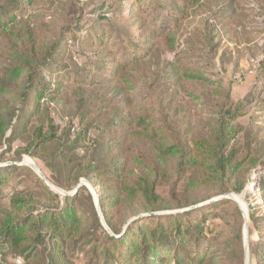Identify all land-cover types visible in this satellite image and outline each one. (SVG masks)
<instances>
[{
    "label": "trees",
    "instance_id": "1",
    "mask_svg": "<svg viewBox=\"0 0 264 264\" xmlns=\"http://www.w3.org/2000/svg\"><path fill=\"white\" fill-rule=\"evenodd\" d=\"M23 1L0 0V32L24 20ZM140 1L143 3L136 14L139 18L143 17L144 24L155 29L157 22L164 19L159 33L147 28L140 34L142 40L151 42L157 37L166 43L168 50L174 51L189 10L201 8L208 0H181L180 11L160 1ZM108 14L112 13L109 11ZM108 14L103 16L112 21ZM110 28L109 34L101 31V27L97 28L94 35L81 38L82 42L66 35L50 47L38 42L31 49L16 50L13 64L9 67L10 82L8 79L0 80V146H8L11 150L13 142L27 134L32 120L46 111L51 119V130L46 133L42 128L35 130L31 145L25 150L42 161L41 150L52 148L58 139L57 132L61 130L52 118V105L58 101V96L65 94L69 84L95 87L97 80L106 76L123 80L148 64L145 59L152 55L154 44L142 51L138 44L133 43L134 37L126 43L112 24ZM150 31L153 33L147 37ZM85 33L89 34L87 27ZM80 48L101 51L95 52L96 57H91L81 52ZM67 62L75 67L60 65ZM204 70L199 66L184 70L186 79L210 88L213 97L222 106L223 114L204 133L192 128L190 120L184 131L175 132L172 128L154 126V122L147 123V115L136 125L124 115L119 121L117 115L100 129L97 138L103 142L96 149L97 153L84 163L74 164L73 160H67L65 150H53L54 154L63 158L60 168L65 173L63 182L66 185L56 184L45 175L47 181L67 190L75 186L74 191L82 179L92 183L94 178L97 181L92 183L94 187H101L104 193L109 192L104 197L99 196V203L112 234L104 232L103 239L93 246V252L101 257L103 264H167L169 261L173 264H233L234 259L227 250L220 254L223 248L216 242L217 239L210 241L209 235L214 231L207 223L210 214L218 208L233 207L237 217L242 219L244 216L239 204L233 199H222L207 204L202 201L200 206L201 201L184 202L178 196L186 198L206 188L213 189L216 194L240 193L241 187H227V184L247 167L251 168L247 173L251 177V173L264 166V155L255 149L256 137L250 139L247 135L241 142L242 129L234 122L243 117L244 112L233 103L222 81L206 77ZM13 84H16L15 87L21 85L16 87L19 92L17 105L2 100L3 94H12L10 89ZM79 90L86 89L81 87ZM104 102L81 109V123L93 116L95 120L106 116L109 105ZM70 123L71 126L65 130L68 135L74 128L73 121ZM98 155L103 160H98ZM104 160L106 165L102 163ZM28 171L30 169L21 163L0 165V203L10 200V208L0 217V264H9L4 257L6 252H11L15 259H29L48 243L52 244L48 252L50 264H55V258L60 260L57 264H71L66 262L61 245L62 242L72 241L76 247L89 237L78 200L82 193L88 194V189L82 186L74 197L61 198L37 174L40 194L26 195L12 184H19L21 172ZM260 181L263 182V179ZM170 182H176L172 190V195L178 198L176 207H190L189 210L160 213L173 208L158 192L159 186ZM129 206L142 207L146 214L136 216L124 229L117 231L110 210L122 212ZM249 223L250 229L259 232L261 237L255 252L257 255L259 251H264V215L258 216L249 207ZM92 243L88 241L87 245ZM214 247L216 251L209 250Z\"/></svg>",
    "mask_w": 264,
    "mask_h": 264
},
{
    "label": "rangeland",
    "instance_id": "2",
    "mask_svg": "<svg viewBox=\"0 0 264 264\" xmlns=\"http://www.w3.org/2000/svg\"><path fill=\"white\" fill-rule=\"evenodd\" d=\"M153 1L165 3L167 7H177V11H180L181 0ZM142 3L140 0L23 1L24 20L0 32V80H9V67L13 64V55L16 54L17 49L19 52L31 49L33 44L38 42L45 45L44 47H50L57 39H63L66 35L81 39L87 35H94L95 30L100 27L101 31L104 30L109 34L111 24L126 43L130 37H134L133 43L138 44L142 51H146L153 44L155 48L152 55L145 59L149 61L148 64L141 66L138 72L128 74L123 80L106 76L100 77L95 87L69 84L65 94L62 97L57 95L58 101L52 105V118L61 129L57 132L58 139L52 145L53 149L47 147L41 150L42 161L25 152L31 145L35 130L42 128L44 133L51 130L50 116L43 111L29 124L27 134L13 142L11 150L8 146H0V165L10 162L22 164L31 160L41 169L44 176L50 177L56 184L66 185L63 182L65 173L60 168L63 158L54 154L53 150L63 149L66 151L67 160H73L74 164L84 163L97 153L96 149L103 142L97 138L100 129L117 115L118 118L121 115L130 117L135 125L147 115L149 117L147 123L154 122V126L172 128L175 132L184 131L187 127L186 123L190 120L192 128L204 133V130L207 131L209 125L218 120L223 113L221 104L213 97L210 88L186 79L184 70L195 69L198 66L206 69L204 70L206 77L221 80L224 90L230 94L233 103L240 106L244 112L245 115L234 122L242 129L241 142L243 143L247 135L250 139L256 137L255 149L264 155V0H208L201 8L189 10V17L182 24L174 51L168 50L166 43L157 37L151 42L147 39L142 40L140 34L147 28L159 33L164 23V19L157 22L155 29L144 24L143 17L139 18L136 14ZM109 11L112 14H108ZM105 14L110 15L112 21H107L103 16ZM86 27L89 34L85 33ZM152 31L147 33V37L151 36ZM80 51L96 57L95 52L101 50L80 48ZM60 65L75 67L70 62ZM15 85L13 84L14 87L10 89L12 94H3L4 103L17 105L19 92L16 87L20 88L21 85L18 84L16 87ZM81 87L86 90H79ZM101 101L109 105L106 116L97 120L93 116L81 123V109L92 107ZM66 116L74 119L71 120ZM151 116L153 118L150 120ZM70 121H73L75 130L68 135L65 130L71 126ZM260 126L261 129H258ZM241 149L243 150V145ZM96 157L98 160H103L102 156ZM102 163L106 165L107 162L104 160ZM24 166L30 171L21 172L19 184L13 182L12 185H17L19 191L26 195L38 196L41 188L36 181L37 173L29 165ZM250 170V167L245 168L240 176L227 184V187L229 185V187H241L240 193L233 191L216 194L213 189L206 188L200 193H192L186 198L178 196V198L184 202L201 201L199 205H202V201L207 203L219 198V200L229 199L231 195H236L244 202L248 212L251 207L258 216H263L264 166H260L255 173H251L253 174L251 177H248L247 173ZM261 179L263 182L260 181ZM96 182L92 178V183ZM89 183L98 197L108 195L109 192L104 193L101 187H94L91 182ZM175 183L159 186L158 192L166 198L167 204L173 207L160 213L184 212L190 209V207L183 209L176 207L178 198L172 195ZM56 184L52 185L67 193H72L75 188L74 186L67 190ZM180 185H178L179 193ZM52 190L61 198L65 197L55 189ZM88 194L82 193L78 200L85 220L86 234H89V237L76 247L73 246L72 241L62 242L61 245L66 262L71 264H103L101 257L93 252V246L103 239L104 232L112 234L109 228L103 227L89 190ZM69 196L74 197V195ZM9 208V199L0 203V217ZM110 211L113 215V226L117 231L124 229L136 216L146 214V210L139 206H129L122 212L116 209ZM207 225L214 231V234L209 235L210 241L217 239L216 242L223 248L220 254H224V250H227L234 259L233 264H264V254L262 255L264 251L261 250L255 255L261 240L259 232L251 230L249 223L248 240L245 242V219L244 217L239 219L233 207L215 209L210 214ZM88 241L93 242L91 246L87 245ZM50 245L52 244L48 243L29 259L23 256L21 264H50L48 255L51 250ZM209 250L216 251V248ZM4 257L9 264H18L11 252H6ZM54 262L57 264L60 260L55 258ZM167 264L173 263L169 261Z\"/></svg>",
    "mask_w": 264,
    "mask_h": 264
},
{
    "label": "water",
    "instance_id": "3",
    "mask_svg": "<svg viewBox=\"0 0 264 264\" xmlns=\"http://www.w3.org/2000/svg\"><path fill=\"white\" fill-rule=\"evenodd\" d=\"M22 165H29L32 169L35 170V172L39 175V177L42 178L49 187H51L52 189H55L56 191L60 192L61 194L65 195V196L74 195V194H76L79 191V189L82 186H85L91 192V194H92V196L94 198L95 206H96V209L98 211V215H99V217L101 219L102 225L106 229H108L107 225L105 223L101 208H100L99 197H98L95 189L91 186V184L88 181L81 180V183L76 187V189L72 193H67V192H65V191H63L61 189H58V188L54 187L52 184H50L46 180V178H45L44 174L42 173V171L40 170V168L33 161H31V162L24 161L22 163ZM219 199H216V200H213V201H210V202H207V203H212V202H215V201H217ZM229 199H233L234 201H236L239 204V206L241 208V211L243 212L244 219H245L244 237H245V242H246L248 240V229H249V212H248V209H247L246 205L244 204V202L238 199V196L231 195ZM207 203H205V204H207ZM247 261H248V259H247Z\"/></svg>",
    "mask_w": 264,
    "mask_h": 264
},
{
    "label": "built area",
    "instance_id": "4",
    "mask_svg": "<svg viewBox=\"0 0 264 264\" xmlns=\"http://www.w3.org/2000/svg\"><path fill=\"white\" fill-rule=\"evenodd\" d=\"M74 130H75V128L72 129V131H74ZM15 260H16V262L18 264H21L22 263V258L21 257H17Z\"/></svg>",
    "mask_w": 264,
    "mask_h": 264
},
{
    "label": "bare ground",
    "instance_id": "5",
    "mask_svg": "<svg viewBox=\"0 0 264 264\" xmlns=\"http://www.w3.org/2000/svg\"><path fill=\"white\" fill-rule=\"evenodd\" d=\"M29 162H31V160Z\"/></svg>",
    "mask_w": 264,
    "mask_h": 264
}]
</instances>
